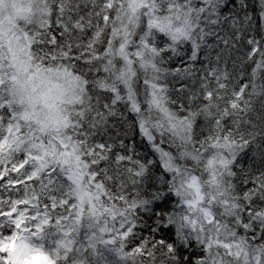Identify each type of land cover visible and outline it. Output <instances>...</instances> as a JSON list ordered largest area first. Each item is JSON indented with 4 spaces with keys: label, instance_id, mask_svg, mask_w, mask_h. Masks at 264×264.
<instances>
[{
    "label": "snow or ice",
    "instance_id": "obj_1",
    "mask_svg": "<svg viewBox=\"0 0 264 264\" xmlns=\"http://www.w3.org/2000/svg\"><path fill=\"white\" fill-rule=\"evenodd\" d=\"M0 181V264H264V0H0Z\"/></svg>",
    "mask_w": 264,
    "mask_h": 264
},
{
    "label": "trees",
    "instance_id": "obj_2",
    "mask_svg": "<svg viewBox=\"0 0 264 264\" xmlns=\"http://www.w3.org/2000/svg\"><path fill=\"white\" fill-rule=\"evenodd\" d=\"M12 175H15V173H13ZM0 183H2V181H0Z\"/></svg>",
    "mask_w": 264,
    "mask_h": 264
}]
</instances>
